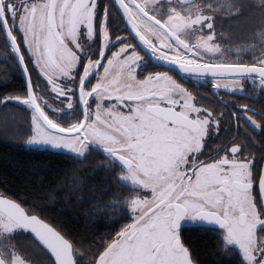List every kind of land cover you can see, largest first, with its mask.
I'll use <instances>...</instances> for the list:
<instances>
[{"label": "snow or ice", "instance_id": "1", "mask_svg": "<svg viewBox=\"0 0 264 264\" xmlns=\"http://www.w3.org/2000/svg\"><path fill=\"white\" fill-rule=\"evenodd\" d=\"M242 7L0 0V46L20 74L0 103L30 110L26 143L76 158L99 152L126 189L81 193L85 214L106 217L109 229L83 259L88 250L47 205L0 188V264H31L22 233L51 257L46 264H203L186 237L189 222L213 225L217 248L235 264H264V103L220 95H247L251 81L264 97V51L241 62L216 42V15L239 16ZM201 83L227 111L202 103Z\"/></svg>", "mask_w": 264, "mask_h": 264}, {"label": "trees", "instance_id": "2", "mask_svg": "<svg viewBox=\"0 0 264 264\" xmlns=\"http://www.w3.org/2000/svg\"><path fill=\"white\" fill-rule=\"evenodd\" d=\"M256 0H241L243 5L239 16L218 13L215 17L219 43L252 44L255 32L264 30V14L254 5ZM242 17V30L238 19ZM225 33L223 38L221 35ZM264 43V40L260 39ZM17 68H0V100L3 94H12L19 83ZM31 112L19 103H0V188L24 197L27 201L47 205L45 211L57 217L82 242L78 248L88 250L91 255L92 239L108 231L107 218L89 213L84 209L90 201L79 197L99 193L108 184L116 191H124L120 184L110 179L109 171L94 166L90 158H76L74 155L54 154L49 149L23 146L27 138ZM191 229V230H190ZM186 237L193 251L203 264H235L236 257L225 254L216 246L214 236L190 228ZM26 234V233H25ZM26 237H30L26 234ZM31 240V239H30Z\"/></svg>", "mask_w": 264, "mask_h": 264}, {"label": "flooded vegetation", "instance_id": "3", "mask_svg": "<svg viewBox=\"0 0 264 264\" xmlns=\"http://www.w3.org/2000/svg\"><path fill=\"white\" fill-rule=\"evenodd\" d=\"M254 6L259 8L257 9L259 13L264 14V4H258L257 0L254 1ZM238 25H239V31L242 30V17H239L238 19ZM217 33V32H216ZM218 35V33H217ZM225 33L221 35L223 36ZM255 41L252 44H231L228 45L227 43H220L224 50L228 53L229 56L235 57L237 55H240L242 57L241 62H254L253 57H259L261 52L264 51V43L260 42L261 40H264V30L262 32H255V34L252 37ZM216 42L219 43L217 40L216 36ZM246 47V48H245ZM7 57V58H6ZM0 68H16L14 62L11 60V58L8 56V53L3 49L2 46H0ZM149 70H160L158 68H150ZM191 83V80H189ZM195 83V82H193ZM198 90L204 94V96L208 97V99L202 100V103L216 107L218 110L224 109L225 111L228 110L229 106L227 104H221L219 99L210 93L208 91V86L204 84H199ZM245 91L247 95H235L232 96L228 93L221 92L220 95L225 98V100L232 101L235 100L239 104H250L254 107H259L262 103H264V97H260L259 93L256 89L253 88L251 81H247L245 85ZM250 96H257V99H250ZM235 129H233L232 132L227 133V136H232L234 133ZM248 132L252 134L257 140H259V137L256 136L255 133H251V130L248 129ZM221 140L220 138L214 139L209 141L211 145H215L220 143ZM257 155H260L259 151H257ZM81 158H90L92 159L90 162L94 163V166H99L107 169L106 167V162L102 163L104 161V157L99 153V152H93L86 157H81ZM124 191L126 189L124 188ZM190 228L198 229L203 231L206 234L212 235L215 237L214 234V226L210 224L202 225L201 222H189L185 226V230H189ZM191 230V229H190ZM21 244L22 247V255L25 256L26 259L31 261V264H46L47 259H50L51 257L46 253L45 250L42 248H38L33 242L26 237L25 233H22L18 238H17ZM216 239V237H215ZM78 248V247H77ZM81 252L80 248H78ZM83 259H88V258H83Z\"/></svg>", "mask_w": 264, "mask_h": 264}, {"label": "rangeland", "instance_id": "4", "mask_svg": "<svg viewBox=\"0 0 264 264\" xmlns=\"http://www.w3.org/2000/svg\"><path fill=\"white\" fill-rule=\"evenodd\" d=\"M253 45V44H252ZM246 48V47H245ZM27 139V138H26ZM26 139L24 140V142H23V146H25V147H32V148H38V149H45V148H39V147H37L36 145H30V144H28V143H26Z\"/></svg>", "mask_w": 264, "mask_h": 264}, {"label": "water", "instance_id": "5", "mask_svg": "<svg viewBox=\"0 0 264 264\" xmlns=\"http://www.w3.org/2000/svg\"><path fill=\"white\" fill-rule=\"evenodd\" d=\"M201 224H202V222H201ZM202 225H206V224H202Z\"/></svg>", "mask_w": 264, "mask_h": 264}]
</instances>
